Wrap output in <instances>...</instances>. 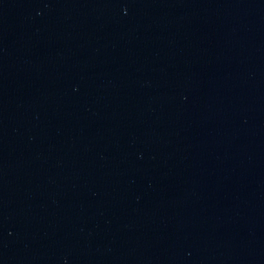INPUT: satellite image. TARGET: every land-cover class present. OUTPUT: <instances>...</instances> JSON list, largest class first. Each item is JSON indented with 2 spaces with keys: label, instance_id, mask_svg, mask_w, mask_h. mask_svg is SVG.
Masks as SVG:
<instances>
[{
  "label": "water",
  "instance_id": "1",
  "mask_svg": "<svg viewBox=\"0 0 264 264\" xmlns=\"http://www.w3.org/2000/svg\"><path fill=\"white\" fill-rule=\"evenodd\" d=\"M0 264H264V0H0Z\"/></svg>",
  "mask_w": 264,
  "mask_h": 264
}]
</instances>
